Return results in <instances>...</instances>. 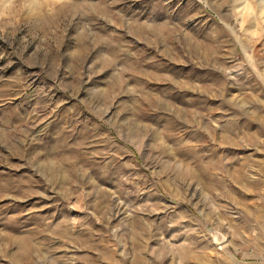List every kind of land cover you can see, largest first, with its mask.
I'll list each match as a JSON object with an SVG mask.
<instances>
[{
  "label": "rangeland",
  "instance_id": "obj_1",
  "mask_svg": "<svg viewBox=\"0 0 264 264\" xmlns=\"http://www.w3.org/2000/svg\"><path fill=\"white\" fill-rule=\"evenodd\" d=\"M0 264H264V0H0Z\"/></svg>",
  "mask_w": 264,
  "mask_h": 264
},
{
  "label": "bare ground",
  "instance_id": "obj_2",
  "mask_svg": "<svg viewBox=\"0 0 264 264\" xmlns=\"http://www.w3.org/2000/svg\"><path fill=\"white\" fill-rule=\"evenodd\" d=\"M194 173V172H193Z\"/></svg>",
  "mask_w": 264,
  "mask_h": 264
}]
</instances>
